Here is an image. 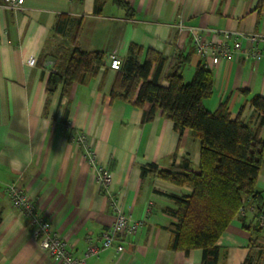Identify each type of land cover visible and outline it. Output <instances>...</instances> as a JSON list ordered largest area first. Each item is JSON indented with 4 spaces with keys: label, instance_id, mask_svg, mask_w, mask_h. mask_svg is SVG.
<instances>
[{
    "label": "crops",
    "instance_id": "1",
    "mask_svg": "<svg viewBox=\"0 0 264 264\" xmlns=\"http://www.w3.org/2000/svg\"><path fill=\"white\" fill-rule=\"evenodd\" d=\"M125 1L132 9L113 0H26L23 7L13 9L0 0V264H59L40 248L25 214L13 207L8 184L17 181L36 198L73 254L82 257L89 238L101 235L115 220L112 200L100 185L101 168L111 174L108 192L113 201L117 199L126 214L143 223L135 232H122L113 246L90 256L86 264H202V249L189 253L171 249L173 234L168 229L176 220L167 210L173 206L170 195L182 196L192 188L141 175L142 165L156 163L166 169L182 165L185 159L198 170L200 141L189 129L176 130L160 111L147 118L149 105L141 109L111 103L116 70L110 60L114 54L126 56L136 42L164 53L165 71L187 57L186 81L202 61L193 44L194 28L212 41L232 43L239 38L238 55L216 65L207 59L214 73V92L204 103L215 110L228 100L233 118L244 108L242 117L255 120L250 98L264 97V61L253 58L251 49L257 44L247 35L264 34V4L260 7V0ZM60 15L70 16L68 31L83 21L80 47L104 52L109 70L104 77L106 66H102L96 77L74 83L68 95L62 94L61 86L53 93L46 90L55 64L50 63L55 58L52 53L62 42L55 29ZM30 56H36L35 66L27 64ZM162 82L168 85L165 79ZM80 134H85L86 142L78 140ZM258 187L264 198V164ZM252 206L245 215L236 216L219 238L217 264H243L248 257L252 264H264V228L259 233L247 228L259 227L261 214ZM118 244L124 246L121 253Z\"/></svg>",
    "mask_w": 264,
    "mask_h": 264
},
{
    "label": "trees",
    "instance_id": "2",
    "mask_svg": "<svg viewBox=\"0 0 264 264\" xmlns=\"http://www.w3.org/2000/svg\"><path fill=\"white\" fill-rule=\"evenodd\" d=\"M113 1L132 9L125 0ZM263 4L264 0H260L259 6ZM69 22L70 16L60 15L56 23V33L62 42L52 53L55 64L47 82L48 93L61 86L62 94L68 95L74 83L96 77L102 66H106L104 77L109 71L104 52L85 51L80 47L83 21L73 31L66 29ZM144 52L145 60L141 62ZM187 61L186 57L165 71L168 57L164 53L133 42L128 54L122 57L120 69L116 70L110 97L111 103H128L141 109L149 105L145 111L147 118H153L160 111L173 121L176 130L182 133L189 129L200 141L198 170L191 168V162L185 159L182 165L166 169L156 163L142 165L141 175L192 188L182 196L170 195L173 206L167 210L176 217L168 225L173 234L171 249L185 253L202 249V264H217L218 240L239 215L240 208L244 204L253 205L259 214H264V198L258 187L264 164V97L251 96L250 104L256 110V119L251 121L242 117L244 108L233 118L228 100L210 110L204 101L214 92V73L201 61L187 82L183 75ZM164 79L168 85L163 84ZM68 113L69 108L64 112V121ZM247 228L254 233L262 230L250 224ZM243 264H252L251 258Z\"/></svg>",
    "mask_w": 264,
    "mask_h": 264
},
{
    "label": "built area",
    "instance_id": "3",
    "mask_svg": "<svg viewBox=\"0 0 264 264\" xmlns=\"http://www.w3.org/2000/svg\"><path fill=\"white\" fill-rule=\"evenodd\" d=\"M25 1L26 0H3V4L8 8L18 9L24 6ZM192 36L195 51L201 56L205 64L207 59L211 58L212 63L216 65L223 59L233 58L242 50V42L239 38H235V41L232 43H229L227 40L221 42L212 41L207 39L203 31L199 28H194L192 30ZM226 37L229 38L230 35L227 34ZM247 37L251 42L257 44L256 47L251 49L253 58L257 62L261 60L264 61V34L250 33ZM27 64L29 66H35L37 64L36 56H30L27 59ZM121 65L122 58L116 54L112 55L110 60L111 68L113 70H118ZM78 140L86 142L85 134L78 135ZM88 154L94 162L95 154L91 150V146L88 148ZM98 175L100 185L102 186L101 188L106 191L112 200L115 220L113 225L103 231L101 235L95 238H89V246L82 257H76L73 254L68 247V242L55 227L51 218L40 210V205L36 198L30 195L17 181L6 186V192L10 197L13 207L21 210L29 219L32 234L38 241L40 248L46 251L59 264H86L90 256L99 254L103 248L113 246L122 232L127 230L135 232L143 223L142 220H136L132 216L126 214L117 199L113 201L111 194L108 192L109 183L111 182L110 172L101 168L98 170ZM252 209H255V206H253ZM248 210L249 206L244 204L240 208L239 214L245 215ZM258 225L264 228V214L259 215ZM100 240L101 243H99ZM116 250L118 253H121L124 250V246L118 244L116 245ZM256 262L257 261H254L255 264Z\"/></svg>",
    "mask_w": 264,
    "mask_h": 264
},
{
    "label": "rangeland",
    "instance_id": "4",
    "mask_svg": "<svg viewBox=\"0 0 264 264\" xmlns=\"http://www.w3.org/2000/svg\"><path fill=\"white\" fill-rule=\"evenodd\" d=\"M60 41H61V39H59ZM58 40V43H56V45H58L59 43H60V41ZM55 60V58L53 59L52 58V61L50 62L51 64L53 63V61ZM191 80V79H190ZM187 82L189 81V80H186Z\"/></svg>",
    "mask_w": 264,
    "mask_h": 264
},
{
    "label": "clouds",
    "instance_id": "5",
    "mask_svg": "<svg viewBox=\"0 0 264 264\" xmlns=\"http://www.w3.org/2000/svg\"><path fill=\"white\" fill-rule=\"evenodd\" d=\"M102 69V68H101Z\"/></svg>",
    "mask_w": 264,
    "mask_h": 264
}]
</instances>
